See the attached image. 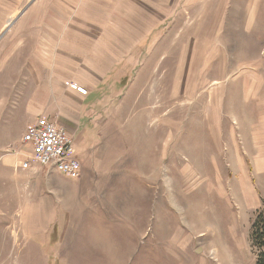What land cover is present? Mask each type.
Here are the masks:
<instances>
[{"label":"rangeland","instance_id":"obj_1","mask_svg":"<svg viewBox=\"0 0 264 264\" xmlns=\"http://www.w3.org/2000/svg\"><path fill=\"white\" fill-rule=\"evenodd\" d=\"M62 1L0 0V264H254L264 0L101 1L105 116L80 178L16 169L36 94L63 74L36 64L32 25L59 46L74 15L42 9ZM86 65L77 77H92Z\"/></svg>","mask_w":264,"mask_h":264},{"label":"crops","instance_id":"obj_2","mask_svg":"<svg viewBox=\"0 0 264 264\" xmlns=\"http://www.w3.org/2000/svg\"><path fill=\"white\" fill-rule=\"evenodd\" d=\"M101 1L107 4L105 3L107 2L106 0H75L74 6L72 0H70L61 2L62 9H56L55 11L48 8L42 9L43 16L47 14L53 15V12H59L61 15H67L68 13L69 15H74L75 21L72 20V22L77 23L78 26L72 27L68 31H61L58 34L59 46H56L54 40H52L54 39L52 36L45 34L44 27L51 29L52 26L50 24L45 25L44 22L37 20L32 25L36 28L34 35L36 42L32 46L33 48L34 46L36 47V64H61L57 69H62L63 71V74L57 75V71L54 74V71L50 70L52 72L50 75V89L45 88V92H37V101H40L41 97H44V100L42 104L38 103L32 111L51 121H55L58 125L64 127L72 137L75 154L81 164V172L77 178H80L85 170H87L85 160L91 150L90 147H87V142L90 138H93L97 128H102L105 116L103 110H101V106L96 107L97 104L94 105L97 91L110 70L108 68L105 71L104 68L97 67L95 64L102 63L103 54L107 55L108 53L109 55L108 50L110 45L108 39L109 26L106 24L108 18L105 17L106 15L104 18L102 16L104 12L100 6ZM38 10L39 8H36L35 12ZM47 10H50V13ZM66 28L68 27L66 26ZM45 48L47 51L45 55H42ZM98 48H105L107 50L103 53ZM78 64H87V69L92 77L84 75L77 77L74 65ZM89 64L90 67L88 66ZM71 79L79 80L80 85L86 86L88 94L83 96L70 89L66 80ZM23 160L24 158L17 163V170L22 168L21 163ZM30 166L32 167L29 169L22 168L21 170L31 173H61L50 167L37 168L32 163Z\"/></svg>","mask_w":264,"mask_h":264},{"label":"built area","instance_id":"obj_3","mask_svg":"<svg viewBox=\"0 0 264 264\" xmlns=\"http://www.w3.org/2000/svg\"><path fill=\"white\" fill-rule=\"evenodd\" d=\"M69 88L80 95H87L88 90L75 83H69ZM23 145L29 150L21 167L29 169L54 168L70 178H77L81 172V164L76 157L74 141L64 127L44 116H38L28 125L21 137Z\"/></svg>","mask_w":264,"mask_h":264},{"label":"trees","instance_id":"obj_4","mask_svg":"<svg viewBox=\"0 0 264 264\" xmlns=\"http://www.w3.org/2000/svg\"><path fill=\"white\" fill-rule=\"evenodd\" d=\"M249 239L254 252V264H264V201L251 224Z\"/></svg>","mask_w":264,"mask_h":264},{"label":"water","instance_id":"obj_5","mask_svg":"<svg viewBox=\"0 0 264 264\" xmlns=\"http://www.w3.org/2000/svg\"><path fill=\"white\" fill-rule=\"evenodd\" d=\"M12 21L9 23V25H11Z\"/></svg>","mask_w":264,"mask_h":264}]
</instances>
